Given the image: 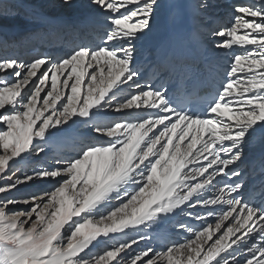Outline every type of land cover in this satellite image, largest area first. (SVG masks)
Listing matches in <instances>:
<instances>
[{"label":"snow or ice","instance_id":"6c2138e0","mask_svg":"<svg viewBox=\"0 0 264 264\" xmlns=\"http://www.w3.org/2000/svg\"><path fill=\"white\" fill-rule=\"evenodd\" d=\"M89 3L102 32L76 37L62 56L0 59V264H264V192L259 204L245 199L237 166L264 128V0L233 5L231 24L213 32L231 58L219 87L197 98L199 110L193 90L170 94L137 65L160 0ZM102 109L127 112L101 122ZM78 123L106 139L47 167L17 166L46 156L49 141ZM35 181L51 188L7 195ZM185 209L194 223L180 225L182 241L134 251L153 224Z\"/></svg>","mask_w":264,"mask_h":264},{"label":"rangeland","instance_id":"374dc122","mask_svg":"<svg viewBox=\"0 0 264 264\" xmlns=\"http://www.w3.org/2000/svg\"><path fill=\"white\" fill-rule=\"evenodd\" d=\"M195 1L197 3L199 2V0ZM78 2L77 0H72L70 5H65L62 3V0H0V59H16L20 62H30L34 57L44 55H50L52 57L62 56L76 37H86L84 32L80 31V22L73 21L72 23L65 24L59 21L65 14H68L69 11L79 8L77 5ZM244 2H246V0H206L207 7L200 10L197 16L199 23L195 25L197 28H195V26L192 27L193 30L201 31L198 32L200 44H204L208 49L217 53L220 48L216 45L222 38L212 35L213 32L220 28L228 27L232 21L233 5ZM84 4L85 6L82 7L86 9L94 7L87 2ZM188 16H191V13L188 12ZM51 18L52 21H50ZM209 19L213 21L212 25H210L211 22L207 23ZM202 22L203 26L201 25L200 27ZM70 25L73 29V35L70 33V36L67 34L65 38H62L64 28H68ZM86 26L87 29L92 32V35L102 32L104 28L103 20L100 19L87 23ZM145 43L139 42L136 44L137 51L135 55L137 65L140 67L141 72L144 73V79L146 81H156L157 77H159V82H161L163 78H166L168 75L170 76L169 81L180 77L179 75L181 74L180 70L182 67L176 69L173 67V62L169 65L163 62V60L162 62L158 61L157 58H154L155 54L153 53L155 51L152 47L150 48L149 43ZM227 63L222 65L224 67H221L219 72L221 76H224L223 73ZM161 64L165 67H158ZM189 66L191 67V64ZM143 82L144 81H142V83ZM101 111L109 115L101 117L103 115ZM126 112L127 110L122 113H117L112 110L102 109L96 113L95 119L101 122L118 120L124 117ZM77 131L81 136L76 140V145L63 150V146L58 142L59 139L54 138L49 141L46 147V156H42L39 160L35 159L33 156H29L25 160L20 161L17 166L29 172L32 168L41 165L47 167L55 157L73 154L71 150L80 144L94 143L100 138L106 139V137H99V134L93 132L91 124L88 123H80L77 127ZM65 141H67V143L70 142L68 139H65ZM240 178L243 183H245L249 177L247 174H242ZM48 188H51V184L35 181L26 185H21L18 191H13L7 195L22 200L30 193L39 192ZM4 195L5 194H0V199H3ZM210 195L211 194L206 198H209ZM256 202L259 204L261 201L256 200ZM22 208L23 205L17 206V210H22ZM188 211L193 210L185 209L184 212L178 210L175 214L162 217L148 230L151 239L141 242L142 245L140 244V247L134 246V251H140L145 247H152L157 251L163 250L166 247V245L162 243L164 239L182 241L188 233L183 230L180 225L194 223V221L186 215ZM196 211H200V209H196ZM131 234L132 233L129 232V236ZM123 238L127 239V237ZM103 247L104 245H100L93 251H99L100 248Z\"/></svg>","mask_w":264,"mask_h":264},{"label":"bare ground","instance_id":"6f19581e","mask_svg":"<svg viewBox=\"0 0 264 264\" xmlns=\"http://www.w3.org/2000/svg\"><path fill=\"white\" fill-rule=\"evenodd\" d=\"M77 1H79L77 4L79 8L69 11V13L65 14L59 21L65 24L72 23L73 21L80 22V31H83L86 37L91 36L92 32L87 29L86 24L103 19L98 15L96 10H94V7L89 9L82 7L85 6L84 3L86 2L90 4L89 0ZM196 4L197 2L195 0H160V7L153 17L152 31L137 42L149 43L150 48L152 47L155 51L153 53L155 54V59L157 58L160 62L163 60V62L169 65L173 62V67L176 69H180V67L185 64H191L192 71L188 76L180 74V77L173 80L171 79V81H169V75L163 78L161 82L167 83L166 85L170 89V94H172L175 89L183 93L185 90L189 89L193 83H199L202 87L205 86L214 92L223 80V75L221 76L219 73L221 67H224L222 65H225L231 58L230 50L220 48L217 53H214L204 44H200L198 32L201 31H196L195 29L188 31L189 28L199 24L197 16L200 10L196 8ZM188 12L191 13V16H188ZM50 21H52V18ZM210 22V25H212L213 21L209 19L207 23ZM201 25L203 26V22L200 24V27ZM195 28L197 27L195 26ZM72 31L71 25L68 28H64L62 38H65L67 34L70 36V33L73 35ZM234 47H236L238 51L242 50L239 46ZM202 87H200V90H202ZM101 112L103 113L101 117L109 115L104 111ZM79 124L80 123L69 130V135L67 137L59 139L58 142L63 146V150L77 144L76 140L81 136L77 131ZM65 139L70 140V142L67 143ZM244 151L245 155L242 161L238 162L237 165L242 174H247L249 177L244 183V197L245 199H249L251 195L256 200L261 201V193L264 192V128H257V130L248 137V143L245 145ZM209 194L210 193H202L205 198L208 197ZM177 211L178 210H176V212ZM131 233L130 236L136 235L135 232ZM140 244L142 245V243ZM141 245H139V247Z\"/></svg>","mask_w":264,"mask_h":264}]
</instances>
